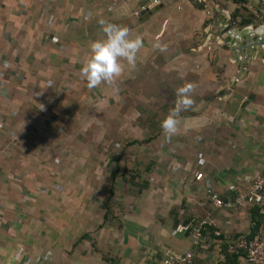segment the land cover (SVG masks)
Returning a JSON list of instances; mask_svg holds the SVG:
<instances>
[{
    "label": "crops",
    "instance_id": "crops-1",
    "mask_svg": "<svg viewBox=\"0 0 264 264\" xmlns=\"http://www.w3.org/2000/svg\"><path fill=\"white\" fill-rule=\"evenodd\" d=\"M144 3L0 0V264H160L167 250L192 251L193 264H245L228 244L254 237L264 214L214 208L207 190L229 200L264 171V43L242 68L247 49L221 40L239 0H159L134 16ZM101 18L142 47L135 70L125 63L115 83L89 89L79 69L104 38ZM188 82L193 103L165 141L160 122ZM109 108L112 126L131 134L159 128L140 188L114 148L84 149L89 139L102 145Z\"/></svg>",
    "mask_w": 264,
    "mask_h": 264
},
{
    "label": "clouds",
    "instance_id": "clouds-1",
    "mask_svg": "<svg viewBox=\"0 0 264 264\" xmlns=\"http://www.w3.org/2000/svg\"><path fill=\"white\" fill-rule=\"evenodd\" d=\"M87 18L86 16L85 19ZM97 22L104 33V38L89 43L87 59L79 69L80 77L89 89L96 88L101 83H115L124 72L125 63L129 72L135 70L137 53L142 47V37L130 38L127 27L107 22L102 18ZM152 46L161 52L167 50V45L159 40L154 41ZM194 87L193 83L188 82L176 89L177 99L174 106L160 122L165 141L178 133L179 115L192 105L190 93Z\"/></svg>",
    "mask_w": 264,
    "mask_h": 264
},
{
    "label": "built area",
    "instance_id": "built-area-1",
    "mask_svg": "<svg viewBox=\"0 0 264 264\" xmlns=\"http://www.w3.org/2000/svg\"><path fill=\"white\" fill-rule=\"evenodd\" d=\"M204 3L206 0H191ZM159 4V0H145L138 11L134 12V16H140L146 12L150 6L154 7ZM243 5L246 9L259 17L264 14V0H244ZM209 49V47H208ZM201 175H196V179H200ZM208 199L212 202L214 208L217 209H234L240 205H249L258 208L264 214V171L253 181L250 189L244 194H237L229 200H222L215 192L207 190ZM205 222H200L193 228L194 239L201 237V229ZM228 252L242 255L245 264H264V220L259 227L258 233L252 238L239 237L235 241L228 244ZM160 264H193V252L186 251L178 253L167 250L161 258Z\"/></svg>",
    "mask_w": 264,
    "mask_h": 264
},
{
    "label": "rangeland",
    "instance_id": "rangeland-1",
    "mask_svg": "<svg viewBox=\"0 0 264 264\" xmlns=\"http://www.w3.org/2000/svg\"><path fill=\"white\" fill-rule=\"evenodd\" d=\"M238 7L234 9L232 16H231L233 23L236 26L241 28L242 22L247 21V20L251 22V25H258V24H261L262 21H264L261 16H259L261 17L259 18L253 15L252 13H250L244 5H239ZM110 109L111 108H109V111H105L104 113L102 112L103 117L106 115L108 118V124L105 127L104 134H103L102 145L100 143L95 144L93 141H91V139H89L90 143L87 144L88 142L86 141V143H84V149L86 148L87 151L94 152L96 150V146H99L106 153H110V152H113V148H114V150L121 155V158H118L119 168H123V167L128 168V171H125V172L129 174V180H134V183L137 184L136 187L140 188L141 182L143 180L141 179V175L138 173V170L140 167H143L145 165L143 154L146 148V144L149 141L148 136L150 135L149 138L154 137L153 134L157 132L159 128L155 127L154 129V126L143 128L142 126H139V127H135L134 128L135 133L131 134L127 132L128 128L112 126V123L109 118H111V114L113 111ZM119 113H120L119 114L120 117L126 116L127 114L126 111L119 112ZM137 113H139V116L142 118L143 112L138 111ZM152 114L153 112L151 113V115ZM152 119L153 118H150L148 121ZM140 121L141 123H143L141 119ZM145 129L147 130L145 131ZM90 135H92L91 130H90ZM104 141H106V143ZM153 149H154V146L151 147V150ZM129 156H132V158H130ZM151 159H150L151 160L150 163L157 164V161L155 160V158L151 157ZM109 165L110 164H108L107 167H109Z\"/></svg>",
    "mask_w": 264,
    "mask_h": 264
},
{
    "label": "water",
    "instance_id": "water-1",
    "mask_svg": "<svg viewBox=\"0 0 264 264\" xmlns=\"http://www.w3.org/2000/svg\"><path fill=\"white\" fill-rule=\"evenodd\" d=\"M152 12V7L146 11L141 13L140 16H145L148 13ZM229 31V33H227ZM220 36L222 37L221 40L229 45L231 47V50L234 51L235 47L238 46L237 41H240L241 48H246L247 50H244L241 52L242 59H239V62L241 64L242 68L246 67L247 59L250 57V50L251 52H254V46L255 45H261L264 43V24H258V25H251L246 26L242 29L235 28L232 21H230V18H228L227 26L221 31ZM240 67V68H241Z\"/></svg>",
    "mask_w": 264,
    "mask_h": 264
},
{
    "label": "trees",
    "instance_id": "trees-1",
    "mask_svg": "<svg viewBox=\"0 0 264 264\" xmlns=\"http://www.w3.org/2000/svg\"><path fill=\"white\" fill-rule=\"evenodd\" d=\"M242 2V3H244V0H239V2ZM251 22L249 21V20H247V21H244V22H242V24L241 25H249ZM255 211H259V209L258 208H256V210ZM254 211V212H255ZM258 212H255L254 214H253V217H254V219L256 218V217H259V215L257 214ZM261 219V218H260ZM255 227L258 229V227H259V225H260V222L259 221H257V222H255ZM235 255V254H234ZM238 256V254H236L235 256H232V258H236Z\"/></svg>",
    "mask_w": 264,
    "mask_h": 264
}]
</instances>
